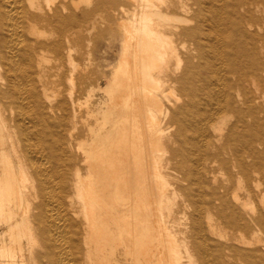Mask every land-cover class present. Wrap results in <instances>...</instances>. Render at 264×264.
I'll list each match as a JSON object with an SVG mask.
<instances>
[{
  "label": "bare ground",
  "instance_id": "6f19581e",
  "mask_svg": "<svg viewBox=\"0 0 264 264\" xmlns=\"http://www.w3.org/2000/svg\"><path fill=\"white\" fill-rule=\"evenodd\" d=\"M125 1L94 108L93 0H0V264H264V0Z\"/></svg>",
  "mask_w": 264,
  "mask_h": 264
},
{
  "label": "rangeland",
  "instance_id": "374dc122",
  "mask_svg": "<svg viewBox=\"0 0 264 264\" xmlns=\"http://www.w3.org/2000/svg\"><path fill=\"white\" fill-rule=\"evenodd\" d=\"M93 6L92 18H97L98 21L96 25H83L82 22L85 18L81 17H77L75 23H67L64 25L67 30H70V32L74 34L72 46L74 59L77 64L76 71L73 73L72 83H66L65 86L67 88H75V90L80 89V97L82 100L85 99L88 93H93L91 99L92 105L94 108H98L100 102L103 101L102 94L98 91V88L100 86H105V80L107 81L108 76L110 77L113 69L118 65V60L122 54L125 37L122 30L123 27L119 25V21L130 17L132 4L125 0H93ZM121 7H123V9H121ZM79 11H86L85 6L81 4L79 6ZM36 27L39 31L49 32V27L46 25H36ZM43 39L44 37H40L38 40L43 41ZM167 39L169 40L170 38ZM167 42L169 43L170 41ZM48 57H50V55L47 54V58ZM172 59L173 58H168L166 60V65L171 68L174 61ZM0 101L6 105L8 104V101L3 99ZM260 109L261 112L257 115V118L264 121V105H262ZM0 110L4 112V116L7 117L8 108L4 111L1 107ZM8 135L9 133H7L5 137L8 138ZM5 150V153L7 152L5 155L6 159L9 158L12 163H14L9 147L7 146ZM257 150L259 152L264 151V145L258 143ZM0 158L2 157L0 156ZM2 165L0 169H3L5 166L2 167ZM259 182V191L264 194V177L261 178ZM258 202L259 198L256 199V203ZM1 233L2 231L0 230V235L3 236Z\"/></svg>",
  "mask_w": 264,
  "mask_h": 264
}]
</instances>
